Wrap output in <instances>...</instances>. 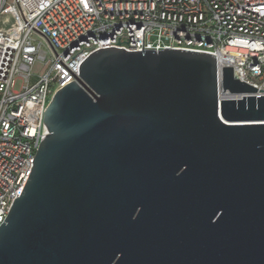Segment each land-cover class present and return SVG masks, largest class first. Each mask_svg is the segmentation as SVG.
Masks as SVG:
<instances>
[{"label":"water","instance_id":"95a60500","mask_svg":"<svg viewBox=\"0 0 264 264\" xmlns=\"http://www.w3.org/2000/svg\"><path fill=\"white\" fill-rule=\"evenodd\" d=\"M77 70L0 264H264V96L202 52L100 48Z\"/></svg>","mask_w":264,"mask_h":264},{"label":"built area","instance_id":"2783aa9c","mask_svg":"<svg viewBox=\"0 0 264 264\" xmlns=\"http://www.w3.org/2000/svg\"><path fill=\"white\" fill-rule=\"evenodd\" d=\"M109 47L213 54L219 77L230 67L264 96V0H0V225L48 134L54 93Z\"/></svg>","mask_w":264,"mask_h":264}]
</instances>
